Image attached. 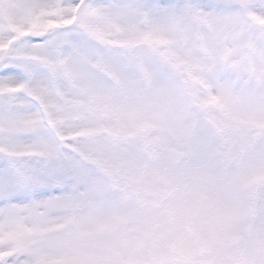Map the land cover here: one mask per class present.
<instances>
[{
    "label": "snow or ice",
    "instance_id": "snow-or-ice-1",
    "mask_svg": "<svg viewBox=\"0 0 264 264\" xmlns=\"http://www.w3.org/2000/svg\"><path fill=\"white\" fill-rule=\"evenodd\" d=\"M0 264H264V0H0Z\"/></svg>",
    "mask_w": 264,
    "mask_h": 264
}]
</instances>
